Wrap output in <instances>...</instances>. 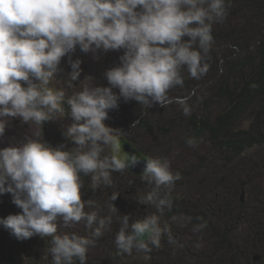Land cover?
Segmentation results:
<instances>
[{
    "label": "clouds",
    "instance_id": "clouds-1",
    "mask_svg": "<svg viewBox=\"0 0 264 264\" xmlns=\"http://www.w3.org/2000/svg\"><path fill=\"white\" fill-rule=\"evenodd\" d=\"M226 15V0H0V138L11 118L42 126L64 116V103L74 121L63 133L74 144L70 149L38 139L0 149V195L11 194L21 210L0 219V226L18 240L50 237L52 264H87L89 247L110 228L112 217L85 211L81 174L91 178L95 191L112 185L113 172L128 174L126 169L142 159L122 151V135L133 142L103 123L108 112L123 98L145 108L175 103L189 115L188 98H173L168 92L183 86L184 70L193 79L206 75L212 27ZM77 46L93 56L110 50L123 54L104 73L109 87L83 83L66 98L64 90L50 85L66 55L68 87L78 80L81 60L70 55ZM186 144L195 146L196 140L189 137ZM143 160L142 174L130 173L151 186L139 203L154 206L162 215L172 206L171 186L180 173L158 158ZM117 195L109 197L110 212L117 211L112 204ZM88 205L95 206L90 200ZM58 219L65 227L83 221L89 235L57 234ZM166 232L156 214L131 223L123 215L114 244L129 255L133 249L148 252L159 248Z\"/></svg>",
    "mask_w": 264,
    "mask_h": 264
},
{
    "label": "rangeland",
    "instance_id": "rangeland-1",
    "mask_svg": "<svg viewBox=\"0 0 264 264\" xmlns=\"http://www.w3.org/2000/svg\"><path fill=\"white\" fill-rule=\"evenodd\" d=\"M228 6L227 17H230L237 3L235 1ZM230 21L218 31V44L209 53L210 60L217 66V59L227 58L238 46L249 52L252 44L257 42L264 29V2L257 3L253 12L238 15L232 20L230 18ZM122 54V50H110L93 56L92 53L81 52L77 46L70 55L73 61L81 60L78 80L73 82L72 88L68 87L71 68L66 55L61 58L50 86L64 90L66 98L74 91L81 90L83 83L109 87L104 73L119 64ZM187 77L190 76L185 74L184 81ZM86 78L91 80L84 81ZM208 82L207 79L198 85H208ZM198 85L195 96L200 91ZM169 96L176 98L179 94L171 92ZM138 103L134 99L125 102L120 98L118 108L110 110L103 123L124 134L129 132L147 156L166 161L173 173H180L181 178L171 186V195L178 203L179 212L171 214L166 208L161 215L154 206L140 204L139 201L151 190V186L139 176L125 171L113 172L112 185L107 186L104 192L94 194L90 189L91 178L81 174L84 190L80 189V195L81 200L85 201V211H96L98 218L112 217L110 228L95 241L94 246L89 247L87 264H264V232L258 227L264 211V149L246 151L230 161V156L224 151H212L207 141L197 142L195 146L186 144L180 131L173 127L180 118L177 113L182 111L181 106H174L173 103L164 108L153 103L145 108ZM187 104L191 109L192 103ZM62 106L64 116L42 126L11 118L4 136L0 138V149L37 139L53 147L64 144L65 150L74 147L63 134L74 121L68 105L64 103ZM249 110L241 115L235 127L249 128L257 107ZM108 154L105 151L104 155ZM83 179L90 184H85ZM113 192H118L117 198L112 201L116 212L109 211V197ZM89 200L94 207H89ZM1 202L0 209L4 207ZM236 202L242 203L240 207H234ZM230 204L231 209L228 208ZM153 214L159 216L162 228L167 227V232L160 237L159 248L152 247L148 252L133 249L131 255L119 252L114 238L121 216L128 215L131 223ZM6 217L5 214L0 215V219ZM57 231L60 235L73 232L89 235L83 221L65 227L58 219ZM8 233L12 235L10 230L0 226V264H52V255L48 251L50 237L34 235L26 239L25 246L17 238L13 242L4 241L3 237Z\"/></svg>",
    "mask_w": 264,
    "mask_h": 264
},
{
    "label": "trees",
    "instance_id": "trees-1",
    "mask_svg": "<svg viewBox=\"0 0 264 264\" xmlns=\"http://www.w3.org/2000/svg\"><path fill=\"white\" fill-rule=\"evenodd\" d=\"M235 1L237 7L234 13L230 17L226 15L227 18L225 17L223 22L216 23L212 27L213 49L218 44V31L231 22L230 18L232 20L238 15L244 16L248 12H253L256 10L257 3L264 2V0H226V4H233ZM210 57L209 55L206 58V63L209 65L206 75L199 79L187 77L183 86H176L169 90L168 95L171 92H178V97H187V103H192L189 115L178 111L177 114L180 118L173 127L180 131L185 140L192 137L196 143L202 140L209 142L212 151H224L230 156V161L246 151L256 148L264 149V29H262L257 42L252 44L249 52L238 46L227 58L217 59L219 66L210 60ZM185 74L188 75L186 70L182 72L183 76ZM207 79L208 85L201 83L198 85L199 82H204ZM188 81L190 83L186 84ZM197 85L200 91L195 96ZM138 105L143 106L140 102ZM176 105L174 103V106ZM216 106L215 110H210ZM253 107H257V111L254 113V120L249 128L235 127L241 119V115ZM158 130L157 126L156 131ZM125 134L138 149L143 151L142 147L134 140L133 135L129 132ZM171 198L172 206L170 210L168 208L166 210L174 214L179 212V207L173 195ZM240 204L242 203L236 202L234 207L238 208ZM231 207L230 204L228 208L231 209ZM260 218L261 222L258 227L264 232V211Z\"/></svg>",
    "mask_w": 264,
    "mask_h": 264
},
{
    "label": "flooded vegetation",
    "instance_id": "flooded-vegetation-1",
    "mask_svg": "<svg viewBox=\"0 0 264 264\" xmlns=\"http://www.w3.org/2000/svg\"><path fill=\"white\" fill-rule=\"evenodd\" d=\"M16 120V119H15ZM83 181H84V183L85 184H87V183H89L88 182V180H86V179H83ZM90 184V183H89ZM107 186H105V185H101L98 189H96L95 191H93L91 188V191L94 193V194H96V193H98V192H104L106 189ZM83 190H84V187H81ZM86 188V187H85ZM0 200H2V202H1V204H3L4 205V207L3 208H1L0 209V215H2V214H5V216H8V215H15V214H20L21 213V210L18 208V207H16L11 201H12V197H11V194H8V193H5V194H3V195H0ZM101 218H102V216H101ZM59 233V231H57V234ZM77 235H80V236H84V235H86V234H82L81 232L79 233V234H77ZM7 236H10V234L8 233L7 235H5L4 237H3V240L4 241H7L6 240V237ZM97 240H99V239H97ZM20 242H22L23 244H25V246H26V239H24V240H20ZM10 260L12 261V259L10 258Z\"/></svg>",
    "mask_w": 264,
    "mask_h": 264
},
{
    "label": "water",
    "instance_id": "water-1",
    "mask_svg": "<svg viewBox=\"0 0 264 264\" xmlns=\"http://www.w3.org/2000/svg\"><path fill=\"white\" fill-rule=\"evenodd\" d=\"M121 145H122V151L129 153V154H135L137 156L142 157L141 162L137 164L135 167H129L126 170L129 171L132 174H142L143 168H144V160L143 157L147 156L144 152L138 150L131 142H129L124 135L120 137ZM15 236H7L6 240L8 241H15Z\"/></svg>",
    "mask_w": 264,
    "mask_h": 264
}]
</instances>
